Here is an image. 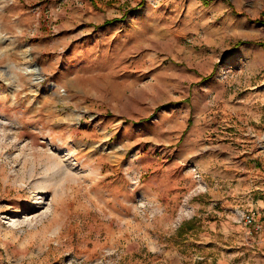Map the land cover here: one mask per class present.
Wrapping results in <instances>:
<instances>
[{"label": "rangeland", "instance_id": "rangeland-1", "mask_svg": "<svg viewBox=\"0 0 264 264\" xmlns=\"http://www.w3.org/2000/svg\"><path fill=\"white\" fill-rule=\"evenodd\" d=\"M262 19L264 0H0V264H243Z\"/></svg>", "mask_w": 264, "mask_h": 264}, {"label": "crops", "instance_id": "crops-1", "mask_svg": "<svg viewBox=\"0 0 264 264\" xmlns=\"http://www.w3.org/2000/svg\"><path fill=\"white\" fill-rule=\"evenodd\" d=\"M255 208L258 209V210L257 209L256 210L259 213L261 211L263 212V210H264V207H255ZM233 220H235V218L232 220L226 219V221H224V223H222L219 226V229L229 231L230 229H229L228 224L231 223ZM237 222H239V221H237ZM239 224H242V223H239ZM122 225H123V227H126L123 234H126L125 232H127V231L134 232V223H131L130 221H128L127 223H124ZM156 230H154V232ZM245 232H246V236H244L242 238V245H241V247H239L237 249L238 251L236 253H242L241 256L243 259V261H242L243 264H264V229L261 230L260 232H258V234H257V233H252L250 228L247 227ZM123 238H125V236L119 237L118 241L120 243L122 241H125V239H123ZM132 245H134V241L132 242ZM236 253H231V254H236ZM228 255H230V253H228L227 256L224 254H221V257H218L217 264H231L232 263L230 260L231 258Z\"/></svg>", "mask_w": 264, "mask_h": 264}, {"label": "built area", "instance_id": "built-area-1", "mask_svg": "<svg viewBox=\"0 0 264 264\" xmlns=\"http://www.w3.org/2000/svg\"><path fill=\"white\" fill-rule=\"evenodd\" d=\"M236 216L238 217L239 222H243L244 224L252 227L255 230H259L262 228L261 223L257 219V212L253 211H236Z\"/></svg>", "mask_w": 264, "mask_h": 264}, {"label": "trees", "instance_id": "trees-1", "mask_svg": "<svg viewBox=\"0 0 264 264\" xmlns=\"http://www.w3.org/2000/svg\"><path fill=\"white\" fill-rule=\"evenodd\" d=\"M264 21V19H262Z\"/></svg>", "mask_w": 264, "mask_h": 264}]
</instances>
